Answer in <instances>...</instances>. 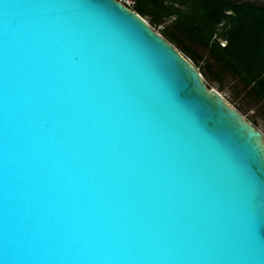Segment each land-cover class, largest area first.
Instances as JSON below:
<instances>
[{"label":"water","instance_id":"95a60500","mask_svg":"<svg viewBox=\"0 0 264 264\" xmlns=\"http://www.w3.org/2000/svg\"><path fill=\"white\" fill-rule=\"evenodd\" d=\"M0 264H264L263 134L120 0H0Z\"/></svg>","mask_w":264,"mask_h":264},{"label":"trees","instance_id":"16d2710c","mask_svg":"<svg viewBox=\"0 0 264 264\" xmlns=\"http://www.w3.org/2000/svg\"><path fill=\"white\" fill-rule=\"evenodd\" d=\"M132 8L161 24L160 33L197 67L202 62L204 77L220 87L230 77L245 104L264 110L263 0H134Z\"/></svg>","mask_w":264,"mask_h":264},{"label":"rangeland","instance_id":"374dc122","mask_svg":"<svg viewBox=\"0 0 264 264\" xmlns=\"http://www.w3.org/2000/svg\"><path fill=\"white\" fill-rule=\"evenodd\" d=\"M144 18L146 20H148V22H149V16H144ZM168 20H170V19H168ZM152 27L155 30L160 32V30L162 29L163 26L161 24H156V25H152ZM195 50L197 51V53L203 55V57L205 56V51H203L201 48L195 47ZM192 62L194 63L193 60H192ZM201 65H202V62L200 63L199 67H197V66L196 67L199 69ZM204 80H205L208 87H212V88L216 89L217 91H219L224 96V98L226 99V101L229 104H231L238 111H240V113L248 121H250L258 129H260V131L263 134V138H264V110L262 108H259V107L257 108V106H249V105L245 104V102L241 98V96H239V94H237L235 92L233 84H232L233 81L231 80L230 77L224 79V81L221 84L222 87H220L218 85V83H216V82H211L206 77H204Z\"/></svg>","mask_w":264,"mask_h":264},{"label":"built area","instance_id":"2783aa9c","mask_svg":"<svg viewBox=\"0 0 264 264\" xmlns=\"http://www.w3.org/2000/svg\"><path fill=\"white\" fill-rule=\"evenodd\" d=\"M120 1H121L123 4H125L126 6L130 7V8H132V5H133V3H134V0H120ZM220 24H222V23H220ZM220 42H221L222 45L225 44V40H221Z\"/></svg>","mask_w":264,"mask_h":264}]
</instances>
